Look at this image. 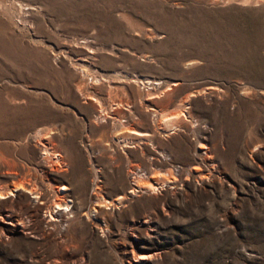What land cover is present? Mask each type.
Wrapping results in <instances>:
<instances>
[{"label": "rangeland", "instance_id": "obj_1", "mask_svg": "<svg viewBox=\"0 0 264 264\" xmlns=\"http://www.w3.org/2000/svg\"><path fill=\"white\" fill-rule=\"evenodd\" d=\"M7 190L0 264H264V0H0Z\"/></svg>", "mask_w": 264, "mask_h": 264}, {"label": "bare ground", "instance_id": "obj_2", "mask_svg": "<svg viewBox=\"0 0 264 264\" xmlns=\"http://www.w3.org/2000/svg\"><path fill=\"white\" fill-rule=\"evenodd\" d=\"M168 120L170 122V119L167 118V117H164L162 118V124L164 126L167 127V123H168ZM173 121V120H172ZM172 124V123H171ZM169 126V125H168ZM133 133H136V134H139L141 135V133L139 132H136V131H132ZM143 135V134H142ZM57 156V155H56ZM135 176L137 177H140L141 179H138L136 181V186L138 187V189H141V190H146L148 192H154L158 189V188H161V186L165 185V183H168V181L166 182V180L162 177V175H154L153 177L149 178L147 176H142L140 174H135ZM147 179H143V178H146ZM156 180V181H154ZM168 180V179H167ZM170 182V181H169ZM172 183V181H171ZM21 187V186H20ZM22 188V187H21ZM64 187H61L59 190H63ZM13 190V189H12ZM12 190H7L5 192H0V198L3 197V196H8L12 193ZM27 190V189H26ZM134 191V190H133ZM158 191V190H157ZM120 200V199H119ZM105 203H108V201L105 200ZM108 205V204H107ZM60 207H65V210L67 209V204L65 205H60V204H55L53 206L54 209H57V208H60ZM12 224V223H11ZM143 264H145V262H142Z\"/></svg>", "mask_w": 264, "mask_h": 264}, {"label": "crops", "instance_id": "obj_3", "mask_svg": "<svg viewBox=\"0 0 264 264\" xmlns=\"http://www.w3.org/2000/svg\"><path fill=\"white\" fill-rule=\"evenodd\" d=\"M121 122H123V121H121ZM123 123H125V122H123ZM114 125H116L120 130L118 131L117 130V128H114V129H112L111 130V133L113 132H118V134H120V137H122L123 136V138L124 137H126V136H128V137H131V138H133L134 136H140V139H141V137L142 136H144V135H142V134H145V133H147V131H137V132H139V133H141V135H139V134H136V133H133L132 131H127V130H122L120 127H123L124 126V124H122V123H118V122H116ZM115 126V127H116ZM150 129L151 128H147V130H149L150 131ZM148 131V133H150ZM122 135V136H121ZM149 135V134H148ZM145 138H142V140H144ZM125 150H127V149H125ZM141 150H142V148H141ZM138 153H140V151H138ZM125 155H126V153H125ZM142 156V155H141ZM126 159V161L124 162V163H127V158H125ZM109 161H110V159H109ZM125 165V164H124ZM123 191V190H122ZM121 198V194L120 193H114V194H111L109 197H108V199H110V200H117V199H120Z\"/></svg>", "mask_w": 264, "mask_h": 264}, {"label": "built area", "instance_id": "obj_4", "mask_svg": "<svg viewBox=\"0 0 264 264\" xmlns=\"http://www.w3.org/2000/svg\"><path fill=\"white\" fill-rule=\"evenodd\" d=\"M155 159L158 160V161H159V160L164 161V160H167L168 157L164 156V155L161 154V153H157L156 156H155ZM170 167H171V171H173V172H176V171L178 170V168H179L178 165H173V164H171ZM136 173H137V172H136ZM136 173H135V174H136ZM135 174H134V175H135ZM137 174H140V175H142V176H146V172H145L144 170L138 172Z\"/></svg>", "mask_w": 264, "mask_h": 264}]
</instances>
